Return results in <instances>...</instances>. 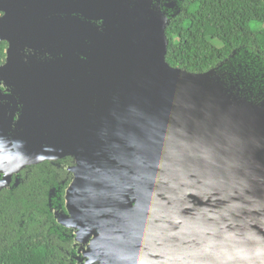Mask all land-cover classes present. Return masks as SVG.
Here are the masks:
<instances>
[{"label":"water","instance_id":"water-1","mask_svg":"<svg viewBox=\"0 0 264 264\" xmlns=\"http://www.w3.org/2000/svg\"><path fill=\"white\" fill-rule=\"evenodd\" d=\"M179 1L0 0V168L72 158L74 264H264V73L170 65Z\"/></svg>","mask_w":264,"mask_h":264},{"label":"trees","instance_id":"trees-1","mask_svg":"<svg viewBox=\"0 0 264 264\" xmlns=\"http://www.w3.org/2000/svg\"><path fill=\"white\" fill-rule=\"evenodd\" d=\"M179 5L165 28V59L170 65L204 72L235 50L238 60L264 73V0H180ZM206 25L212 33H205ZM5 46L0 41V63ZM51 164L42 162V170L33 169L8 197H1L0 264H74L68 230L51 210L61 207L64 199L46 197L54 179ZM57 171L58 180L70 176L65 169Z\"/></svg>","mask_w":264,"mask_h":264},{"label":"flooded vegetation","instance_id":"flooded-vegetation-1","mask_svg":"<svg viewBox=\"0 0 264 264\" xmlns=\"http://www.w3.org/2000/svg\"><path fill=\"white\" fill-rule=\"evenodd\" d=\"M0 150H2V148H0ZM67 158H70V157H64L62 159H59L57 163L51 164V166L54 167L53 168L54 179L51 184L52 186H48V189L46 191L47 193L46 197L47 199H49V196H50V201L55 198L59 200L60 196H62L64 199L65 190L72 176V173L69 171V168L72 166V163H73L72 158L69 159V163H66ZM41 163L42 162L34 164V165L23 166L22 168L18 170L17 173H14L9 178L8 181L5 178V175H6L5 170L3 168H0V200H1V197L9 195L8 193L10 191H13L19 184H22L25 178H27L28 173L31 172L33 169L42 170V167L40 166ZM61 169H65L68 172V174H70V176L68 178L67 177L62 178L60 180L56 179L59 174L57 170H61ZM63 205L61 207L58 205V208L64 209ZM67 230H68L67 237L71 239L72 248H73L72 252H70L71 260H75L74 255L76 254V251L74 250V247H73V243L75 239L74 233H73L74 230L69 227L67 228Z\"/></svg>","mask_w":264,"mask_h":264},{"label":"clouds","instance_id":"clouds-1","mask_svg":"<svg viewBox=\"0 0 264 264\" xmlns=\"http://www.w3.org/2000/svg\"><path fill=\"white\" fill-rule=\"evenodd\" d=\"M166 154H168V155H177V153L173 152L172 150H168V149H166ZM176 163H177V166H179L180 164H189L190 165L192 163V161L185 160L183 158H178Z\"/></svg>","mask_w":264,"mask_h":264},{"label":"rangeland","instance_id":"rangeland-1","mask_svg":"<svg viewBox=\"0 0 264 264\" xmlns=\"http://www.w3.org/2000/svg\"><path fill=\"white\" fill-rule=\"evenodd\" d=\"M212 31H213L212 28L206 25V27H205V33L206 34H210V33H212Z\"/></svg>","mask_w":264,"mask_h":264}]
</instances>
